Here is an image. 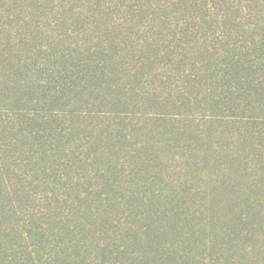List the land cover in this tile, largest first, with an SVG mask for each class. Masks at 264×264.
<instances>
[{
	"label": "trees",
	"instance_id": "obj_1",
	"mask_svg": "<svg viewBox=\"0 0 264 264\" xmlns=\"http://www.w3.org/2000/svg\"><path fill=\"white\" fill-rule=\"evenodd\" d=\"M158 1L0 10V264H264V0Z\"/></svg>",
	"mask_w": 264,
	"mask_h": 264
},
{
	"label": "rangeland",
	"instance_id": "obj_2",
	"mask_svg": "<svg viewBox=\"0 0 264 264\" xmlns=\"http://www.w3.org/2000/svg\"><path fill=\"white\" fill-rule=\"evenodd\" d=\"M53 3L56 4V2L60 1V0H52ZM84 1V0H82ZM94 0H91V2H93ZM147 0H98V4L101 5V10H103L104 8H112L111 10H109V17L112 20H116V19H121V18H126L129 19L131 14H132V6H136V8L140 9L138 10L137 14H141V12L143 11V8L146 6L144 4H146ZM25 2V0H0V10H7L9 12H11L12 10H14V6H19L20 4H23ZM66 2H70V0H66ZM76 2V0H75ZM160 4H165L164 0H160L158 1ZM25 5L30 4V3H24ZM76 6L79 5L78 2L74 3ZM116 4V5H115ZM113 6H115L113 8ZM130 10V11H129ZM125 11H129L128 14L125 13ZM137 16V15H136ZM148 18H150V16H144L143 20L140 17H137L136 20H133L132 23H141V25L137 26L134 29V32L136 33L137 36L142 37L143 35H145V33L143 31H145V26L148 23ZM160 18V17H159ZM158 18V20H159ZM201 21H203L202 19H200ZM208 20V18H207ZM145 21V22H144ZM91 24V22H90ZM94 24V23H93ZM91 24V25H93ZM94 26V25H93ZM206 25H203L202 27H205ZM216 28V27H213ZM138 31V32H136ZM174 36L177 37L176 33H173ZM49 36V35H48ZM164 37V36H163ZM43 43H45V39L42 41ZM188 68V67H187ZM164 76L167 75L166 72L163 73ZM181 76V75H180Z\"/></svg>",
	"mask_w": 264,
	"mask_h": 264
}]
</instances>
